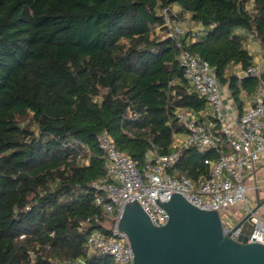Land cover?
<instances>
[{"label":"trees","instance_id":"obj_1","mask_svg":"<svg viewBox=\"0 0 264 264\" xmlns=\"http://www.w3.org/2000/svg\"><path fill=\"white\" fill-rule=\"evenodd\" d=\"M173 5L202 26L183 46L242 109L264 80L235 69L254 65L249 34L264 48V0H0V264H117L86 246L115 221L96 203L113 181L99 134L143 169L183 132L177 109L207 104L168 35ZM208 156L185 148L177 168L198 179Z\"/></svg>","mask_w":264,"mask_h":264},{"label":"built area","instance_id":"obj_2","mask_svg":"<svg viewBox=\"0 0 264 264\" xmlns=\"http://www.w3.org/2000/svg\"><path fill=\"white\" fill-rule=\"evenodd\" d=\"M166 24L169 27L168 35L180 47L179 59L191 88L205 97L207 104L200 112L185 107L177 109L176 116L184 129L183 136L173 134L170 152L148 151L143 169L128 153L116 146L108 131L99 134L108 177L113 181L104 186L106 196H97L96 203L115 221L107 233L101 229L92 230L87 235L86 246L89 252L111 254L117 264H135L128 235L118 227L124 206L128 202L138 201L150 220L162 225L168 221L169 213L161 202L169 200L174 193H181L199 207L219 211L223 231L233 239L238 238L242 226L233 229L234 224L223 212L241 203L246 213L251 212L249 220L252 228L248 241L264 244V216L257 211L252 212L247 198L250 187L245 182L246 174L254 170L264 154V80L260 81L255 94L242 104V110L234 111L226 103L224 86L214 68L183 46L181 38L186 30L180 25L171 24L168 18ZM257 42L262 47L258 39ZM263 74V65L254 64L242 69L239 76ZM244 93H241V99ZM193 146L200 151L214 152V157L204 158L209 172L198 179L181 174L177 168L182 150ZM67 264L87 262L79 258Z\"/></svg>","mask_w":264,"mask_h":264},{"label":"water","instance_id":"obj_3","mask_svg":"<svg viewBox=\"0 0 264 264\" xmlns=\"http://www.w3.org/2000/svg\"><path fill=\"white\" fill-rule=\"evenodd\" d=\"M258 190L256 212L264 203ZM169 213L165 224H154L138 201L128 202L118 227L129 238L135 264H264V244L248 241L251 212L233 229L242 226L237 239L223 231L221 213L199 207L181 193L161 202Z\"/></svg>","mask_w":264,"mask_h":264},{"label":"crops","instance_id":"obj_4","mask_svg":"<svg viewBox=\"0 0 264 264\" xmlns=\"http://www.w3.org/2000/svg\"><path fill=\"white\" fill-rule=\"evenodd\" d=\"M180 10H181V8H180ZM187 14H189V13H187ZM189 16H190V14H189ZM192 23L195 24V27L193 30L198 32L199 30L202 29L201 25H199L193 21H192ZM247 43L249 45H251V43L257 45V43H258L257 38L253 34H249L247 41H246V44ZM247 48H248V46H247ZM249 51H250V53H252L254 55V64L263 65V62H264L263 56H260V55L253 53L250 49H249ZM235 69H236V72L238 74L242 70L240 65H237L235 67ZM224 91H225V95H226V103L228 104V106L231 107L234 111L240 112L242 109L239 108L238 104L235 102L233 96L230 94V91L228 90V88L226 86H224ZM250 97H251V95L248 96L246 93H244V95L242 96V104H244V102ZM242 108H243V106H242ZM202 118L207 120L206 117L203 115H202ZM179 136H183L182 132L179 133ZM245 182L250 187L248 192H247V198H249L248 202L251 205V207L254 208L258 204V200L256 198V194H257L258 190L261 192V194H260L261 197H264V154L262 155V157L257 162L254 170L252 172L246 174ZM235 206H238L237 210L234 209ZM229 211L232 213L231 215L234 216V223H232L234 225L238 221H240L242 219V217L244 216V214L246 213L242 208V204L239 202L236 203L235 205H233L232 207H230L228 210L224 211L223 215H226L225 212H229ZM257 212L264 216V203L259 207ZM232 217L230 219H232Z\"/></svg>","mask_w":264,"mask_h":264},{"label":"rangeland","instance_id":"obj_5","mask_svg":"<svg viewBox=\"0 0 264 264\" xmlns=\"http://www.w3.org/2000/svg\"><path fill=\"white\" fill-rule=\"evenodd\" d=\"M172 11L175 14L174 17H170L169 21L171 24H177L180 25L182 28H184L186 30V32L189 31H195L193 30L195 27V24L192 23V20L190 19L189 14L182 12L180 10V7L178 5H173L172 6ZM158 31L160 32V28L158 29ZM246 46H248V48L255 54L263 56L264 58V48L261 47L258 43L256 44H252L249 45L248 43L246 44ZM263 67H264V62H263ZM238 69V68H237ZM181 133V132H180ZM184 134V133H182ZM249 199V198H248ZM235 210L238 209V206L234 207ZM240 211V210H239ZM226 215H224L228 220H230V223H234V216L231 215L232 213L229 212H225ZM233 216V217H232ZM232 217V219H230ZM107 224H109V226L111 225L110 222H107Z\"/></svg>","mask_w":264,"mask_h":264}]
</instances>
